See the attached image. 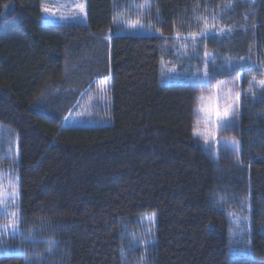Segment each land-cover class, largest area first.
<instances>
[{"label":"trees","instance_id":"obj_1","mask_svg":"<svg viewBox=\"0 0 264 264\" xmlns=\"http://www.w3.org/2000/svg\"><path fill=\"white\" fill-rule=\"evenodd\" d=\"M43 3L0 0V123L18 140L20 228L41 250L52 240L45 264H264V95L241 96L243 164L221 169L192 137L199 89L162 74L166 61L204 66L207 51L214 74L241 73L245 92L264 75V0H85L81 20L49 23ZM135 10L158 33L118 32ZM204 27L199 58L176 50L174 35ZM104 79L109 106L95 117L107 121L64 126ZM151 213L154 242L130 246ZM17 253L0 264H26Z\"/></svg>","mask_w":264,"mask_h":264},{"label":"rangeland","instance_id":"obj_2","mask_svg":"<svg viewBox=\"0 0 264 264\" xmlns=\"http://www.w3.org/2000/svg\"><path fill=\"white\" fill-rule=\"evenodd\" d=\"M84 5V13H79L78 5ZM48 9L47 12H44V9ZM137 10H135L134 14H125L120 15L116 19V23L121 26L118 32L124 33H131V34H155L158 33L154 29H149L145 27L137 15ZM43 18L46 23L49 22H66L69 20L77 19L81 20L85 16V0H44L43 3ZM132 25H136V27H132ZM208 32H209V28ZM205 30V27L202 31ZM201 31V32H202ZM189 34L186 35H179L180 38L178 39V49L176 50L181 51L182 54H187V49L192 47V41L190 39H183V37H187ZM177 35H174L176 37ZM182 45L184 47H182ZM189 46V47H188ZM197 47V45H196ZM187 50V51H186ZM205 51H203L204 53ZM179 53V52H178ZM203 53H202V60H203ZM181 54V53H179ZM181 54V55H182ZM200 70L201 74L203 72L204 66L196 65L195 68L190 70L188 65H185L182 69H179L177 66L170 64L168 61L162 63V74H163V81L164 82H183L189 83L184 79V75L190 74L192 72ZM261 78H256V80L264 79V75ZM237 77L240 78L237 81ZM252 77H250V81H252ZM242 74L236 73L230 76H226L224 78H220L214 74L211 84L205 88H198L200 93L199 96L203 95L205 97L209 96L213 90L219 88L222 89H229L231 88L233 91H241L242 86ZM105 82L100 87V91L98 95L95 96L92 103L82 104L80 110L76 113L74 112L71 114L69 112L65 118L63 119V125H95L97 123H105L106 114H104L103 119L95 117L96 112L98 109L107 108L109 106V102L106 97V91L108 79H104ZM249 81V82H250ZM254 83V82H253ZM190 84V83H189ZM256 89V88H253ZM198 96V97H199ZM91 107V108H90ZM96 118V120L93 118ZM203 114L198 111V100L196 102L194 108V123L192 129V137L202 146L204 151L207 152L211 161L213 162L214 167H219L221 169L226 168L227 166H231L236 164L235 163V154L226 153L223 150V145L221 144L219 156V161L214 159V154L209 153L207 148L204 145V141L202 137L195 136L194 130L204 131L205 126L200 123L197 124V120H202ZM100 119V120H99ZM218 137L227 138L228 140H237L238 136L236 135V128L230 129L228 131H220L217 133ZM18 140L16 133L7 126H4L0 123V226L5 225L9 222L10 216L9 213L18 212L19 213V203L18 197L12 200L8 198L11 196L13 192H18V173H17V166L19 164L18 158ZM17 205V207H13V205ZM237 217L247 218L244 215H234L232 221L234 225V230L232 231L233 235L238 236L241 231H244L247 227V222L240 224L237 226L235 220ZM156 216L154 213L143 215L140 217L139 220V229L134 234H130V239L128 240V244L130 246H138V244L145 245L147 243L151 244L154 242V228L156 226ZM27 236V235H25ZM4 239L6 244L4 246L3 252L9 253L11 251H24L27 253L29 257L33 260L39 259L40 264H45L47 261L48 251L45 247V250H41V246L36 244L35 246L31 244L21 245L20 238L17 236L16 238H11L10 234H5ZM13 247V248H12ZM37 252L41 253L40 257H37ZM239 252V251H237Z\"/></svg>","mask_w":264,"mask_h":264},{"label":"snow or ice","instance_id":"obj_3","mask_svg":"<svg viewBox=\"0 0 264 264\" xmlns=\"http://www.w3.org/2000/svg\"><path fill=\"white\" fill-rule=\"evenodd\" d=\"M79 13H84V5L79 4L78 6ZM139 7V6H138ZM142 7L149 9L151 7L150 3H145ZM48 9H44V12H47ZM136 27V25H132ZM221 33L225 32V29L219 30ZM208 35V29L205 28L204 31L200 33H190L187 37L183 39H190L193 45V53L199 58L200 53L197 51V40H203L205 36ZM175 38H180L179 34ZM182 47H184L182 45ZM217 57L211 55L207 51L203 53L204 69L201 74L200 70L192 72L190 74L184 75V79L190 83L194 88H205L211 84V80L215 73V62ZM212 64L213 71H209V64ZM226 65L228 68L232 67L231 58H226ZM225 65H221V68ZM240 78L237 77V81ZM254 82V83H253ZM253 88L259 89L264 95V79L256 80L255 77H252V81L249 82V87L245 92L233 91L231 88L225 90L222 88H217L213 92L205 97L203 95L197 98L198 100V111L203 114L202 120H197V124L202 123L205 126L204 131L194 130V135L203 138L204 145L209 151V153L214 154V159L219 161L220 156V145H223V150L226 153L235 154V163L239 167L243 164V161L240 157V145L237 140H228L227 138L218 137L217 133L220 131H228L230 129H235L239 124V116L241 115L242 101L241 96L245 98L253 92ZM106 91V89H105ZM19 195L18 192H13L8 198L9 200L17 198ZM17 207V205H13ZM10 216L9 222L5 225L0 226V253H4L3 249L6 244L4 239L5 234H10L11 238H20L21 245L31 244L35 246L40 237L34 235L31 231L25 236L24 231L20 228V223L22 222V217L18 212H12L8 214ZM232 215V214H230ZM247 222V218L237 217L235 223L239 226L242 223ZM48 244L47 251H53L52 240L49 239L46 241ZM246 243H248L246 241ZM230 251H234L230 249ZM19 256L23 257L26 261V264H40L39 259L33 260L27 255L24 251H18ZM42 254L37 252L36 256L40 257ZM242 255L248 256L249 258L254 259L251 254V248L249 247L247 251L243 252Z\"/></svg>","mask_w":264,"mask_h":264}]
</instances>
